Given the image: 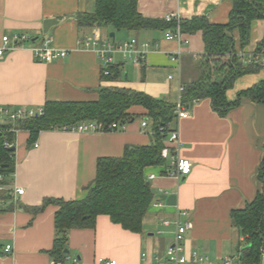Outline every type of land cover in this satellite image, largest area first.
Instances as JSON below:
<instances>
[{"label": "crops", "instance_id": "crops-1", "mask_svg": "<svg viewBox=\"0 0 264 264\" xmlns=\"http://www.w3.org/2000/svg\"><path fill=\"white\" fill-rule=\"evenodd\" d=\"M94 8V0H0V46L4 36L28 34L35 45L52 38L54 49L68 53L64 59L42 63L35 59L32 45L7 52L0 59V108L92 103L98 101L103 88L141 92L175 105L180 86L196 82L207 66L202 33H183L179 23L204 17L212 25H227L233 4L229 0H138L139 13L145 18L167 21L173 16L185 43L166 38L177 28L126 31L79 27L78 15ZM233 35V52L252 53L264 38V21L252 24L250 44L244 49L238 30ZM86 39L116 44L135 40L143 54L137 62L136 56L125 58L115 53L109 71L113 68L118 76H105L95 49L84 45ZM178 52L182 53L179 63L172 60ZM262 80L264 70L238 78L227 99L238 100L241 92ZM189 111V118L171 122L180 135L178 146L169 145L171 158L145 170L153 201L142 231L130 232L101 215L93 226L66 233L65 250L70 254L64 250L67 257L63 261L50 253L57 237L59 206L45 201L84 200L96 177L98 159L122 157L129 147L151 146L154 134L147 111L131 108L135 120L113 132L49 130L41 132L33 144H29L28 131L16 132L15 173L6 178V187H0V264H156L155 257L164 256L173 244L177 223L189 226L183 241L187 257L198 252L208 258L198 264L225 259L239 264L236 257L243 237L233 226L231 215L252 203L262 189L258 175L264 160V104L242 97L238 107L222 116L213 102L205 99L193 103ZM143 121H148V128L143 129ZM87 122L92 121L78 124ZM8 123L12 122L0 116V125ZM174 155L192 163L189 175L179 179L171 175ZM18 189L24 194L18 195ZM8 245L10 253L5 252Z\"/></svg>", "mask_w": 264, "mask_h": 264}, {"label": "trees", "instance_id": "trees-1", "mask_svg": "<svg viewBox=\"0 0 264 264\" xmlns=\"http://www.w3.org/2000/svg\"><path fill=\"white\" fill-rule=\"evenodd\" d=\"M233 4L230 22L227 25H212L204 17L179 23L183 33H202L206 46L207 66L201 77L185 86L182 102L186 106L210 99L220 115L239 106L242 97L264 104V80L241 92L238 100L229 102L227 92L238 78L255 75L264 69L263 65H244L238 57L230 55L235 48L233 32L238 30L240 47L250 44L251 28L255 21H264V0H229ZM92 12L78 15L79 27H112L115 30H175L176 21L155 20L143 17L138 10V0H94ZM34 39V38H33ZM264 48V38L258 49ZM111 74L118 76L113 68ZM143 107L146 119L153 130V143L149 147L126 148L122 157L100 158L97 161L96 177L88 195L81 201L47 199L45 204L59 206L55 216L57 237L50 251L57 261L65 257L67 232L73 228L93 226L101 215L109 216L114 224L130 232L143 229V219L153 201V191L145 177V170L151 166L166 163L162 150L167 147L168 129L159 128L175 118V105L153 98L145 93L121 88H103L99 99L92 103L49 102L44 114L24 120L0 125V187H6V178L15 173L16 132L30 133L29 144L43 131L63 130L75 124L96 121L105 124H128L135 120L129 111ZM262 189L254 201L242 210L232 212V223L243 237L239 264H261L264 255V160L259 169Z\"/></svg>", "mask_w": 264, "mask_h": 264}, {"label": "built area", "instance_id": "built-area-1", "mask_svg": "<svg viewBox=\"0 0 264 264\" xmlns=\"http://www.w3.org/2000/svg\"><path fill=\"white\" fill-rule=\"evenodd\" d=\"M173 16H169L167 18V21H172ZM166 38L168 40H177L181 43H185L182 39V33L180 28H177L176 32L174 33H168L166 35ZM52 38H45L43 41L35 45V40L32 36L28 34H15L12 37L10 36H4L2 38V46H0V59L3 58L7 52L14 51L16 49L30 46V49L35 57V59L42 63L52 62L55 60H61L67 57L68 53L67 51L62 50H56L52 46ZM34 44V45H33ZM84 45L88 48L95 49L103 68V74L105 76L110 75L109 68L113 65L114 59L113 55L115 53H122L124 54L125 58L136 56V61L138 62L139 58L142 56L143 51H141L138 48L137 41L131 40L129 42H126L124 44H116L112 40L107 41H99L97 39H86L84 41ZM143 48H148L149 45H143ZM181 52L176 53L172 60L174 62L179 63L181 60ZM232 57H239L243 59H246L244 61L245 64H260L264 66V48L257 49L253 51L252 53H237L232 52L230 54ZM170 80L173 79V76L169 77ZM185 90V87L183 85L180 86L179 92L180 97L179 101L175 104V115L176 119H187L190 117V111L189 107L186 106L182 102V94ZM44 114V108H38V109H17V110H10V109H4L0 108V116L2 119L8 120V121H19L24 120L27 118H32L36 116H42ZM143 129L148 128V121L142 122ZM125 125H120L118 123L113 124H105L102 122H87L82 123L78 125H74L71 127H66L64 130L66 131H76V132H113L117 131L119 129H124ZM166 129H168V135H167V147H165L162 150V158L165 160L170 159V153L171 149L169 145H176L178 146L180 141V135L178 130H176L174 127H172L171 123H168L166 126H163L159 128L160 132H164ZM172 166H174V171L171 172V175L176 178H181L182 176H187L192 171V163L184 158L177 157V155L172 157ZM153 177L151 176L150 179ZM2 190V188H0ZM23 189H18L17 194L23 195L24 194ZM1 207V203H0ZM189 226L187 224H181L177 223L176 225V235L175 240L173 244L167 249L164 256L157 255L155 257L156 264H188L189 262H192L194 264L203 263L208 260L207 257L200 255L198 252H192L190 257H187L185 255V248L183 246L184 241V235L186 231L188 230ZM6 253L11 252V246L8 245L5 249ZM264 257V255H263ZM236 259L240 260V255L236 257ZM106 264H116V261H111ZM217 264H233L232 259H225L222 260L220 263Z\"/></svg>", "mask_w": 264, "mask_h": 264}, {"label": "water", "instance_id": "water-1", "mask_svg": "<svg viewBox=\"0 0 264 264\" xmlns=\"http://www.w3.org/2000/svg\"><path fill=\"white\" fill-rule=\"evenodd\" d=\"M111 38H113L115 40V33H112L110 35ZM12 150H15V148H12ZM150 185V183H148ZM65 254H70L69 250H65Z\"/></svg>", "mask_w": 264, "mask_h": 264}, {"label": "rangeland", "instance_id": "rangeland-1", "mask_svg": "<svg viewBox=\"0 0 264 264\" xmlns=\"http://www.w3.org/2000/svg\"><path fill=\"white\" fill-rule=\"evenodd\" d=\"M264 70V69H263Z\"/></svg>", "mask_w": 264, "mask_h": 264}]
</instances>
